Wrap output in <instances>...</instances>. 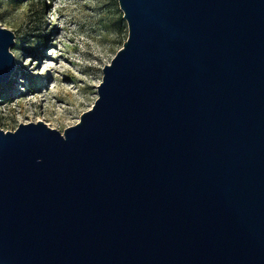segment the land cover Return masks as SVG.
<instances>
[{
  "label": "water",
  "instance_id": "obj_1",
  "mask_svg": "<svg viewBox=\"0 0 264 264\" xmlns=\"http://www.w3.org/2000/svg\"><path fill=\"white\" fill-rule=\"evenodd\" d=\"M117 4L78 121L0 129V264H264V0Z\"/></svg>",
  "mask_w": 264,
  "mask_h": 264
},
{
  "label": "rangeland",
  "instance_id": "obj_2",
  "mask_svg": "<svg viewBox=\"0 0 264 264\" xmlns=\"http://www.w3.org/2000/svg\"><path fill=\"white\" fill-rule=\"evenodd\" d=\"M0 26L14 35V68L0 98L4 131L40 119L61 132L77 122L127 35L117 0H0Z\"/></svg>",
  "mask_w": 264,
  "mask_h": 264
},
{
  "label": "bare ground",
  "instance_id": "obj_3",
  "mask_svg": "<svg viewBox=\"0 0 264 264\" xmlns=\"http://www.w3.org/2000/svg\"><path fill=\"white\" fill-rule=\"evenodd\" d=\"M58 59H62L61 56H58ZM55 67L58 70H63L65 67V64L61 60H58V62H55ZM56 72H57V70L55 71V74H56ZM38 120L40 121V119H38ZM47 124L50 126V123H47Z\"/></svg>",
  "mask_w": 264,
  "mask_h": 264
},
{
  "label": "trees",
  "instance_id": "obj_4",
  "mask_svg": "<svg viewBox=\"0 0 264 264\" xmlns=\"http://www.w3.org/2000/svg\"><path fill=\"white\" fill-rule=\"evenodd\" d=\"M13 4H17V3H19V0H10ZM8 83L9 82H7V83H5V84H0V98L1 99H5L3 96H4V94H3V91H2V89H3V87H5L6 85H8ZM5 101H7V100H5Z\"/></svg>",
  "mask_w": 264,
  "mask_h": 264
}]
</instances>
